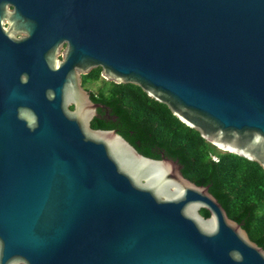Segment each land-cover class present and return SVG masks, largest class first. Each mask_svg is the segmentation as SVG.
I'll return each mask as SVG.
<instances>
[{"label": "water", "instance_id": "1", "mask_svg": "<svg viewBox=\"0 0 264 264\" xmlns=\"http://www.w3.org/2000/svg\"><path fill=\"white\" fill-rule=\"evenodd\" d=\"M96 66L264 169V0H0V264H264L176 158L90 126Z\"/></svg>", "mask_w": 264, "mask_h": 264}, {"label": "trees", "instance_id": "2", "mask_svg": "<svg viewBox=\"0 0 264 264\" xmlns=\"http://www.w3.org/2000/svg\"><path fill=\"white\" fill-rule=\"evenodd\" d=\"M98 78H102L98 66L82 74L83 82ZM102 80L95 91L89 90V96L106 104L117 116L120 133L144 155L157 157L162 150L176 158L183 176L197 184H208L226 214L240 222L248 237L264 248V169L254 160L217 150L138 85ZM110 125L95 116L90 120L91 127ZM199 212L207 215L204 208Z\"/></svg>", "mask_w": 264, "mask_h": 264}, {"label": "flooded vegetation", "instance_id": "3", "mask_svg": "<svg viewBox=\"0 0 264 264\" xmlns=\"http://www.w3.org/2000/svg\"><path fill=\"white\" fill-rule=\"evenodd\" d=\"M19 34H22V33H16L15 36H18ZM61 50V49H60ZM57 56L59 57L60 55L57 54ZM92 69V68H91ZM90 69V70H91ZM87 73V72H86ZM85 74V73H83ZM100 75V74H99ZM101 77V76H100ZM103 78V77H102ZM80 83L81 85L83 84L82 83V74H80ZM83 86V85H82ZM84 87V86H83ZM86 88V87H84ZM89 90H91L90 88H86ZM98 102V101H97ZM101 103V102H100ZM103 104V103H102ZM97 110V116H95L96 118H98V121L103 123V124H111L110 126H107V128H112V129H115L118 133H120L119 131V128L118 126L116 125L118 123V118L117 116L111 112L110 108L106 105V104H103V107H97L96 108ZM121 134V133H120ZM122 135V134H121ZM123 136V135H122ZM124 137V136H123ZM125 138V137H124ZM126 139V138H125ZM160 156H166L164 154V152L162 150H160L159 152V156L157 157H160Z\"/></svg>", "mask_w": 264, "mask_h": 264}, {"label": "rangeland", "instance_id": "4", "mask_svg": "<svg viewBox=\"0 0 264 264\" xmlns=\"http://www.w3.org/2000/svg\"><path fill=\"white\" fill-rule=\"evenodd\" d=\"M104 80H102V78H98V79H96V80H93V81H91V80H86V81H82V85L84 86V87H86V88H90L91 90H93V91H95L96 89H97V85H99L100 83L102 84V82H103ZM105 83H106V85L108 84L109 85V82L108 81H105ZM216 149L217 150H221V149H218L217 147H216Z\"/></svg>", "mask_w": 264, "mask_h": 264}, {"label": "built area", "instance_id": "5", "mask_svg": "<svg viewBox=\"0 0 264 264\" xmlns=\"http://www.w3.org/2000/svg\"><path fill=\"white\" fill-rule=\"evenodd\" d=\"M211 157H212L213 159H215V156H214V155H212Z\"/></svg>", "mask_w": 264, "mask_h": 264}]
</instances>
